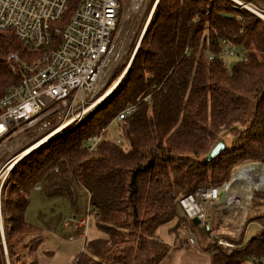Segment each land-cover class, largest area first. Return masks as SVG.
Listing matches in <instances>:
<instances>
[{"label": "trees", "instance_id": "16d2710c", "mask_svg": "<svg viewBox=\"0 0 264 264\" xmlns=\"http://www.w3.org/2000/svg\"><path fill=\"white\" fill-rule=\"evenodd\" d=\"M78 1L70 0L68 13ZM226 1L231 4L158 0L118 86L90 115L16 165L5 200L13 255L14 241L37 230L25 219L37 184L47 197L66 196L73 204L76 185L89 193V213L104 236L87 239L73 264H160L170 246L159 228L176 220L171 230L178 232L193 223L180 197L224 184L244 162L264 164V19ZM222 39L243 48L247 59H209ZM12 53L19 62L9 60ZM38 57L11 31L0 32V98L19 82L23 63ZM128 104L136 111L115 121ZM104 128L90 149L87 140ZM220 139L227 147L202 161ZM256 197L264 203V190ZM253 220L261 230L232 252L216 248L211 264H250L264 256V214ZM211 227L219 230L212 218Z\"/></svg>", "mask_w": 264, "mask_h": 264}, {"label": "built area", "instance_id": "2783aa9c", "mask_svg": "<svg viewBox=\"0 0 264 264\" xmlns=\"http://www.w3.org/2000/svg\"><path fill=\"white\" fill-rule=\"evenodd\" d=\"M149 1L79 0L68 13L70 0H0V32L11 31L29 51L39 53L37 59L23 63L19 82L11 85L0 98L2 241L6 238L7 185L14 168L39 146L59 135L62 127L72 128L90 115L118 86L131 65L158 2L152 1L143 26L139 28ZM231 1L264 19V0ZM207 57L234 61L247 59V54L239 45L222 39L219 51L208 52ZM8 58L20 61L18 53ZM136 109V104H128L115 121L124 120ZM105 131L107 128L87 140L90 149L98 144ZM114 141L119 143L120 139L114 137ZM226 184L198 188L178 200L191 223L195 217L200 221L195 232L186 231L187 242L209 256L220 246L232 252L247 242L249 223L243 224L246 207H243L234 233L211 227L212 211L227 201L221 199ZM234 208V205L230 207ZM257 224L261 228L262 225ZM203 232L208 236V248L200 245ZM86 234L81 237L85 238ZM250 264H264V256L251 259Z\"/></svg>", "mask_w": 264, "mask_h": 264}, {"label": "rangeland", "instance_id": "374dc122", "mask_svg": "<svg viewBox=\"0 0 264 264\" xmlns=\"http://www.w3.org/2000/svg\"><path fill=\"white\" fill-rule=\"evenodd\" d=\"M152 1L153 0L149 1L146 13L139 28L143 26ZM223 2L231 4L226 0H223ZM135 40L136 38L134 41ZM110 131L112 135L119 137L120 130L115 125L110 128ZM252 164L262 165L263 163L258 161H247L236 166L232 170L229 180L225 183L230 182L238 169ZM245 173L243 174L244 176L246 175ZM11 179L12 178H10V180ZM247 179L248 178H241L237 182L233 181L230 185H233V187L230 189L229 186L228 194H226L228 202H230V200H228L229 194H234L236 201H238L242 193L240 192L241 184L244 188L243 192L246 190V185L248 188L250 186L251 191L249 193L244 192L245 197L243 199V204L234 209H230L235 200L233 195L230 204L226 201L218 210L212 211V220L216 223L220 231L234 233L238 227L239 217L241 213H243V207H246V216L243 220V224L246 226L249 223L246 235L248 240L261 230L256 220L249 221V219L252 218V216L258 217L264 214V203L256 197L259 192L264 190V171L261 170L257 178V181H259V179L263 180L260 187L255 186L257 188H254L251 184L253 183L251 177L248 182ZM10 180L7 185V195L11 187ZM236 183L240 186L238 187ZM38 186L42 185L37 184L34 189L31 190L29 205L25 212L26 221L37 228V230L30 235H26L21 241H14L13 251L15 254L13 255L8 243L9 220L5 216L7 219L4 225L6 238L5 241H2L0 238V264H73L78 254L83 250L87 239L104 236V233L97 228L93 214L89 213V195L87 189L81 185L75 186L76 200L75 204H73L66 196L47 197L42 187L39 189ZM176 223L177 221L174 220V222L165 224L158 230L159 236L170 246L168 255L160 264H211V255L209 256L202 253L197 247L190 245L186 240V231L190 230L195 232L197 230V225L192 223L183 226L182 223L179 227L180 230L178 232H173L171 228L175 226ZM84 234H86V237L82 238L81 235L83 236ZM200 245H202L203 248H208L207 239H205L204 234L201 236ZM19 259H21V261H19Z\"/></svg>", "mask_w": 264, "mask_h": 264}, {"label": "bare ground", "instance_id": "6f19581e", "mask_svg": "<svg viewBox=\"0 0 264 264\" xmlns=\"http://www.w3.org/2000/svg\"><path fill=\"white\" fill-rule=\"evenodd\" d=\"M241 9V8H240ZM67 128V126H64V127H62L59 131H58V133H60L61 134V132H63L65 129ZM57 133V134H58ZM56 137V136H55ZM261 167H263V168H261ZM245 169V170H244ZM243 170V171H242ZM261 170H263L264 171V166H263V164L261 165V164H252V165H247V166H244V167H241L240 169H238L237 170V172H235L234 173V175H233V180L235 181V182H237V181H239L241 178H248L247 179V182H248V180H249V178L251 177V179H252V181H253V183H251L252 184V186L254 187V188H257V187H255V186H259L260 187V185H262V183H263V180H260L259 179V181H257V178H258V175L261 173ZM246 172V173H245ZM246 174L245 176L243 175V174ZM250 175V176H249ZM244 176V177H243ZM249 184H250V182H249ZM236 185H238V187L240 186L238 183H236ZM231 187H233V185L232 186H230V189H231ZM234 187H235V183H234ZM245 191L244 192H246V193H249L250 191H251V187L249 186V188H248V186L246 185V187H245ZM225 190L227 191V190H229V186H227L226 188H225ZM243 190H244V188H243V185L241 184V191L240 192H242L241 194H240V196H239V198H238V201H236V197H235V195L234 194H232V195H230L229 194V197H228V200H230V202H232V198H233V195H234V206L235 207H237V206H240V205H242L243 204V199H244V197H245V193L243 192ZM239 192V191H238ZM228 202V201H227ZM230 202H228V204H230Z\"/></svg>", "mask_w": 264, "mask_h": 264}, {"label": "water", "instance_id": "95a60500", "mask_svg": "<svg viewBox=\"0 0 264 264\" xmlns=\"http://www.w3.org/2000/svg\"><path fill=\"white\" fill-rule=\"evenodd\" d=\"M226 147H227V144H226L225 140L224 139H220L214 145V147L201 160L202 161H205V162H210V161L214 160ZM233 181L234 180H233V177H232V179L230 180V182H227L225 188L227 186H230ZM225 188H224V190L221 193V199L223 201L226 198V190H225ZM192 221L196 225L200 223V221L196 217L193 218ZM209 226H210V222L207 224V227H209Z\"/></svg>", "mask_w": 264, "mask_h": 264}, {"label": "crops", "instance_id": "0c3cea01", "mask_svg": "<svg viewBox=\"0 0 264 264\" xmlns=\"http://www.w3.org/2000/svg\"><path fill=\"white\" fill-rule=\"evenodd\" d=\"M88 192V191H87ZM88 195H89V193H88ZM186 224L185 223H183V226H185ZM196 225V224H195ZM182 226V227H183ZM180 230V228L178 229V231ZM207 243H208V245H209V241L207 240Z\"/></svg>", "mask_w": 264, "mask_h": 264}]
</instances>
